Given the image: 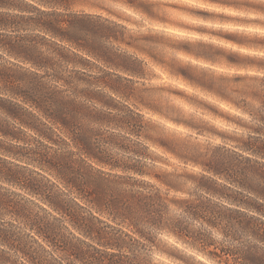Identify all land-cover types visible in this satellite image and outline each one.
Listing matches in <instances>:
<instances>
[{
	"label": "trees",
	"instance_id": "1",
	"mask_svg": "<svg viewBox=\"0 0 264 264\" xmlns=\"http://www.w3.org/2000/svg\"><path fill=\"white\" fill-rule=\"evenodd\" d=\"M63 1L68 2H38L56 8ZM23 2L0 0V49L46 69L50 55H33L35 46L26 36L10 34L24 19ZM125 5L177 31L162 33L188 60H174L178 66L173 71L171 65L169 74L250 118L252 124L236 123L247 131L246 140L232 141L240 152L264 159V0H129ZM161 7L177 10L192 25L171 19ZM40 13L52 18L35 26L61 53L64 48L53 39L69 44L70 58L126 70L90 32L75 31L72 39L59 13ZM13 66L0 64V152L37 171L0 157V264H151V253L182 264L188 263L177 253L199 264H264V165L233 158L222 171L205 166L195 176L111 159L84 101ZM26 130L38 138L37 145L22 147L24 153L12 144L2 147L1 137L24 142L19 135ZM167 245L171 250L164 249Z\"/></svg>",
	"mask_w": 264,
	"mask_h": 264
},
{
	"label": "rangeland",
	"instance_id": "2",
	"mask_svg": "<svg viewBox=\"0 0 264 264\" xmlns=\"http://www.w3.org/2000/svg\"><path fill=\"white\" fill-rule=\"evenodd\" d=\"M24 1L21 7L26 12H11L23 15L24 19L17 20L14 32H5L17 37L26 36V40L35 46L32 54L38 56L41 52L45 56L50 55L52 62L48 68L38 69L6 55L0 49V64L32 70L43 76L48 87L57 88L65 95H73L79 101H84L92 110V118L89 119L93 121L96 133L100 139L106 140L103 146L111 159L140 160L148 168L156 167L155 171L195 176L202 173L205 166L222 171L233 158L248 157L252 162L264 165L263 158L240 152L232 141L246 140L247 131L236 123L252 124L250 118L193 89L167 71L173 64L175 71L178 64L174 60L181 64L188 60L171 49L174 44L172 37L162 33L176 30L151 23L139 11L125 5L129 0H67L56 8L41 5L38 2L40 0ZM142 1L161 4L171 2ZM161 9L171 19L192 25L177 10ZM40 11L59 13L65 23L63 27L67 28L66 33L72 39H76L73 37L75 31L90 32L92 37L105 44L103 46L117 54L119 65L126 67V70L108 67L91 59L86 62L70 58L65 51L69 44L53 39L59 47L64 48L61 53L51 45L50 37L35 26L37 21L52 18ZM79 17H83V21ZM70 48L74 49L71 45ZM56 75L60 77L59 82L53 80ZM102 81L117 92L104 89ZM82 95L88 98H82ZM19 136L24 142L1 137L2 147L12 144L19 149L16 153H24L23 150L21 152L22 147L32 148L38 144V138L28 130ZM133 151L142 153L146 159L136 157ZM0 157L25 166L30 172L37 171L21 158L14 159L3 152H0ZM102 169L110 171L107 167ZM187 188H191L189 182ZM7 189L22 197H29L19 189ZM164 249L171 250L168 245ZM177 254L188 264H199L184 253ZM149 256L151 264H182L177 259L157 253Z\"/></svg>",
	"mask_w": 264,
	"mask_h": 264
}]
</instances>
